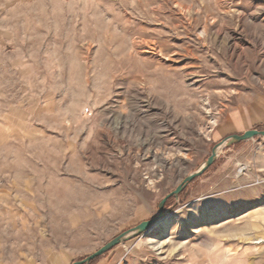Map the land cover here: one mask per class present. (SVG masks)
Segmentation results:
<instances>
[{
  "label": "rangeland",
  "instance_id": "374dc122",
  "mask_svg": "<svg viewBox=\"0 0 264 264\" xmlns=\"http://www.w3.org/2000/svg\"><path fill=\"white\" fill-rule=\"evenodd\" d=\"M260 100L264 0H0V264H72L150 221L264 130ZM164 213L98 260L264 255V138Z\"/></svg>",
  "mask_w": 264,
  "mask_h": 264
},
{
  "label": "water",
  "instance_id": "95a60500",
  "mask_svg": "<svg viewBox=\"0 0 264 264\" xmlns=\"http://www.w3.org/2000/svg\"><path fill=\"white\" fill-rule=\"evenodd\" d=\"M255 137L264 138V130L254 129L245 131L239 135H229L225 137L224 140L216 143L210 151V156L205 160L200 168L197 169L195 173L189 174L185 178H183L180 182V185H178L173 191L165 195V197L158 204L157 215L153 219H151L150 221L139 223L135 228L129 229L128 231L121 233V235L109 240L101 248L91 253V255L72 264H91V262H93L95 259L106 255V253L120 246L124 241H127L136 236L149 233L152 227H154L158 222L164 219V207L166 205V202L171 198L177 197L188 184L195 180V178L203 175L208 169H210V166L216 160L220 149H223L226 146L238 144L239 142L253 140Z\"/></svg>",
  "mask_w": 264,
  "mask_h": 264
},
{
  "label": "crops",
  "instance_id": "0c3cea01",
  "mask_svg": "<svg viewBox=\"0 0 264 264\" xmlns=\"http://www.w3.org/2000/svg\"><path fill=\"white\" fill-rule=\"evenodd\" d=\"M255 107L260 108V107H264V101L260 100L255 104ZM248 131V130H245ZM243 131V132H245ZM252 251H244L241 255L239 256H228L226 258H224L222 261L220 262H215L213 264H264V255L262 253L256 255V251L255 253H253L252 255ZM107 254V253H106ZM107 256H101L97 259H95L93 261V264H108V262L106 260H98V259H102V258H106Z\"/></svg>",
  "mask_w": 264,
  "mask_h": 264
},
{
  "label": "bare ground",
  "instance_id": "6f19581e",
  "mask_svg": "<svg viewBox=\"0 0 264 264\" xmlns=\"http://www.w3.org/2000/svg\"><path fill=\"white\" fill-rule=\"evenodd\" d=\"M166 221H167V219L164 218L162 221L158 222L154 227H152V229H153V228H158V227H160V226H165V225H166V224H165Z\"/></svg>",
  "mask_w": 264,
  "mask_h": 264
},
{
  "label": "trees",
  "instance_id": "16d2710c",
  "mask_svg": "<svg viewBox=\"0 0 264 264\" xmlns=\"http://www.w3.org/2000/svg\"><path fill=\"white\" fill-rule=\"evenodd\" d=\"M112 251V250H111Z\"/></svg>",
  "mask_w": 264,
  "mask_h": 264
}]
</instances>
